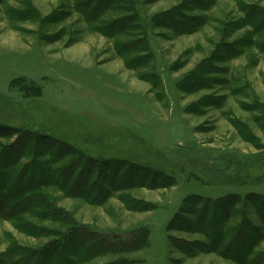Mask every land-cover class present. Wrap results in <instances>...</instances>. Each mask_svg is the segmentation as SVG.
<instances>
[{
	"label": "rangeland",
	"instance_id": "1",
	"mask_svg": "<svg viewBox=\"0 0 264 264\" xmlns=\"http://www.w3.org/2000/svg\"><path fill=\"white\" fill-rule=\"evenodd\" d=\"M0 264H264V0H0Z\"/></svg>",
	"mask_w": 264,
	"mask_h": 264
},
{
	"label": "trees",
	"instance_id": "2",
	"mask_svg": "<svg viewBox=\"0 0 264 264\" xmlns=\"http://www.w3.org/2000/svg\"><path fill=\"white\" fill-rule=\"evenodd\" d=\"M87 231H88V230H86V236H87V237H88V236H91V234H90L89 232H87ZM79 235L82 236V234H80V233L78 234V236H79ZM84 236H85V235H84ZM90 240H91V239H90ZM85 242H86V241H84L83 243H85Z\"/></svg>",
	"mask_w": 264,
	"mask_h": 264
}]
</instances>
